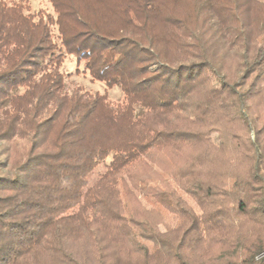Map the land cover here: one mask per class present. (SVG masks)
<instances>
[{"label": "trees", "instance_id": "trees-1", "mask_svg": "<svg viewBox=\"0 0 264 264\" xmlns=\"http://www.w3.org/2000/svg\"><path fill=\"white\" fill-rule=\"evenodd\" d=\"M106 1L49 0L52 17L0 0V264H196L188 252L210 245L203 257L220 264H264V108L251 104L264 87V35L252 36L250 1L195 0V33L168 13L181 0H119V14ZM99 2L110 14L96 22ZM116 17L121 27L108 26ZM154 25L171 29L180 58L157 48ZM65 55L121 100L67 88ZM233 140L246 178L209 182V152ZM195 146L182 174H130L154 151ZM155 205L163 232L148 220ZM233 214L252 238L226 232Z\"/></svg>", "mask_w": 264, "mask_h": 264}, {"label": "rangeland", "instance_id": "rangeland-1", "mask_svg": "<svg viewBox=\"0 0 264 264\" xmlns=\"http://www.w3.org/2000/svg\"><path fill=\"white\" fill-rule=\"evenodd\" d=\"M28 1H29L30 12L32 13L42 12L45 14H50L52 17H54L49 0H28ZM74 1H78V0H74ZM104 1L105 3L107 2L106 0H103V2ZM225 1L226 0H223L222 2ZM244 1L245 0H238L239 6L242 5ZM246 1L248 2L250 1L248 16H250V23H251L250 30L252 32V36L253 37L258 36V40L260 42L262 38L261 35H264V0H246ZM114 4L118 5L119 0H114L113 2H110L107 8L108 9L111 8L117 14H119L121 6H113ZM98 5H100V7L103 8H100L95 12L92 11V13H90L89 15L90 18L96 20V22H97V18L99 19L101 15L110 14V11L106 9L103 3L99 2ZM237 6L238 5H236L235 7ZM231 7H233V4L231 5ZM98 11L100 12V14L97 13ZM168 13L173 18L179 19L180 20L179 24H183L184 26H186L189 29V32L195 33L197 30L201 31L203 28L202 27V22L204 20L203 14L199 11L198 7L195 5V0H181L179 4L169 6ZM111 17L112 19L114 18V16ZM101 22L103 23V21ZM108 26L117 28V27H121V24H119V20L116 17V20L114 22H111ZM148 33L154 38L153 39L154 43L159 50L161 51L168 50L169 57L175 58V56H177V58L178 57L180 58L181 53L177 48H175L174 35L169 27L163 25H154L153 27L149 26ZM255 44L256 46H258L257 42ZM211 46L214 47L213 45ZM236 66H238L237 60L232 58V61L230 62V66H229L230 68L229 73H232L233 76H234V69ZM60 71L63 75L66 76L65 81L67 88H71L72 86L79 85L93 93L94 92L100 94L106 93L110 98L114 100H121L122 98L119 88L112 87L110 89H107L103 83L93 81L89 76L88 72L84 69V63L77 61L76 57L72 55L64 56L60 67ZM232 74L230 76H232ZM251 104L254 112H257L259 109L264 108V87L261 88L260 95L256 97V99H254L253 103ZM223 120H225L223 123H225L227 126V127L223 126L224 130L230 129V126L233 127L229 131H227L226 134L228 132H233L237 134V136L238 134H240V127H238L239 125L234 126L233 124L228 123L227 118ZM223 123L222 125H224ZM213 137H215V135H213ZM213 143H215V141ZM216 143L218 144V141ZM229 143L230 145L225 146V150L218 149L209 152L210 157L212 159L211 176L206 180H208L213 184H217V185L228 184L231 182V180H234L236 176L237 178L243 177L241 179L246 178L247 175L246 171L248 168V157L244 155L241 151L236 150L235 148L236 140H233ZM199 149H201V147L195 146L184 149L182 153H177L170 148H163L161 150L154 151L148 158V161H142L135 164L130 174L135 177L150 176V178L157 181L162 180V178H170L171 175L173 176L176 173L182 174L185 171L186 165L194 158V156L199 151H202V149L201 150ZM10 150L12 153V159L18 160L23 155L24 152L23 142L22 141L16 142L14 146L10 147ZM103 171L104 169L102 167L97 168L91 180L94 181L97 178V174L103 173ZM160 190L162 189L160 188ZM218 194L219 193H217V195ZM217 198L218 200H222L220 199L221 197L219 196L212 198V200L216 201ZM215 201L213 202V204H216ZM210 202L212 201L206 199L204 203L205 204L204 208L206 209L213 208L214 206ZM226 205L227 204H225V206ZM145 209L147 210L146 213L148 215V220L151 223L157 225L159 231L163 232V227L161 226L163 223V218L161 217L164 214L165 211L164 208L162 209L160 205H155L153 207L147 206ZM145 215L146 214H144V216ZM239 218L240 217L236 216V214H233L229 218V221L226 226V230H227L226 232L231 234L232 233L236 234L237 232H239L240 234L245 235L247 238L248 237L252 238L253 235L250 232V229H248V227L244 225V222ZM172 221L173 220H171L170 217L167 218V223L171 226H173ZM174 234L175 232L173 233V235ZM209 248H211V245L208 247V249ZM215 248L217 247H214L213 251ZM202 249L198 248L197 251L188 252V255L191 254L193 256L192 260L196 264H220L218 259H216L217 257L216 253H214L211 256V258L210 257L204 258L203 255L208 249L206 250H202ZM209 253H213V252H209Z\"/></svg>", "mask_w": 264, "mask_h": 264}]
</instances>
